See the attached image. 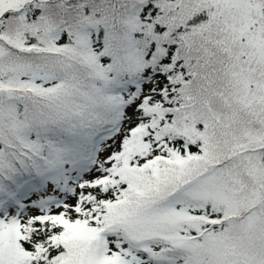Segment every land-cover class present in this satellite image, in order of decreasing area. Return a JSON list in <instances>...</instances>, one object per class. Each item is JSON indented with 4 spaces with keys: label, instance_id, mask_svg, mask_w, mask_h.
Masks as SVG:
<instances>
[{
    "label": "snow or ice",
    "instance_id": "6c2138e0",
    "mask_svg": "<svg viewBox=\"0 0 264 264\" xmlns=\"http://www.w3.org/2000/svg\"><path fill=\"white\" fill-rule=\"evenodd\" d=\"M0 264H264V0H0Z\"/></svg>",
    "mask_w": 264,
    "mask_h": 264
}]
</instances>
